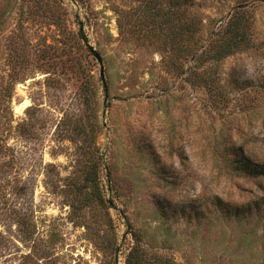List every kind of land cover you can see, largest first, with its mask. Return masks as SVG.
<instances>
[{
  "label": "rangeland",
  "instance_id": "obj_1",
  "mask_svg": "<svg viewBox=\"0 0 264 264\" xmlns=\"http://www.w3.org/2000/svg\"><path fill=\"white\" fill-rule=\"evenodd\" d=\"M245 159L264 166V0H0V264H264Z\"/></svg>",
  "mask_w": 264,
  "mask_h": 264
},
{
  "label": "trees",
  "instance_id": "obj_2",
  "mask_svg": "<svg viewBox=\"0 0 264 264\" xmlns=\"http://www.w3.org/2000/svg\"><path fill=\"white\" fill-rule=\"evenodd\" d=\"M241 18H232V20L229 22V25L223 32V35L220 37L221 40H224L225 45H223L224 50L219 54L220 57H227L235 52L236 49L239 47V42L243 41V39L246 38V30L244 29V25L242 23ZM247 24V23H246ZM190 46L188 45V48H184L182 51L185 53L186 56L191 55L190 52ZM235 167L237 169H241L242 171L245 172L246 174L252 176V177H262L264 178V166H256L252 165L250 163V160L245 159V160H235L234 161ZM217 205H218V210L221 212L224 217H228L230 220H249L252 214L255 211H258L260 213L261 211V206H258L256 204L252 205L249 204L244 207H233L230 208L227 204H225L224 200L220 197L217 198ZM261 201L259 202H264V197L262 199H259ZM264 204V203H263ZM137 252V251H136ZM135 248L134 251L132 252V255L136 253ZM128 264H133L131 261Z\"/></svg>",
  "mask_w": 264,
  "mask_h": 264
},
{
  "label": "water",
  "instance_id": "obj_3",
  "mask_svg": "<svg viewBox=\"0 0 264 264\" xmlns=\"http://www.w3.org/2000/svg\"><path fill=\"white\" fill-rule=\"evenodd\" d=\"M82 32V29H81ZM83 40L84 43L86 44L87 48L90 50V52L93 54L94 58L97 60V62L100 65V76L102 78L103 84L105 88H107V82L105 78V70H104V65H103V60L100 54L89 44L87 38L83 35Z\"/></svg>",
  "mask_w": 264,
  "mask_h": 264
}]
</instances>
